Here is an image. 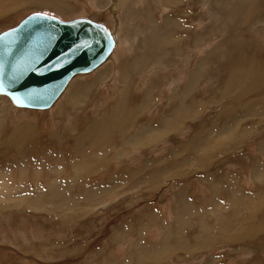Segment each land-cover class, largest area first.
<instances>
[{"label": "rangeland", "instance_id": "rangeland-1", "mask_svg": "<svg viewBox=\"0 0 264 264\" xmlns=\"http://www.w3.org/2000/svg\"><path fill=\"white\" fill-rule=\"evenodd\" d=\"M112 3L0 0L119 38L49 110L0 96V264H264V0Z\"/></svg>", "mask_w": 264, "mask_h": 264}, {"label": "water", "instance_id": "water-1", "mask_svg": "<svg viewBox=\"0 0 264 264\" xmlns=\"http://www.w3.org/2000/svg\"><path fill=\"white\" fill-rule=\"evenodd\" d=\"M112 1L111 10L116 12L118 0ZM35 14L0 33V96L16 108L45 111L75 76L104 65L119 38L116 30L92 19L48 20L34 18Z\"/></svg>", "mask_w": 264, "mask_h": 264}, {"label": "snow or ice", "instance_id": "snow-or-ice-1", "mask_svg": "<svg viewBox=\"0 0 264 264\" xmlns=\"http://www.w3.org/2000/svg\"><path fill=\"white\" fill-rule=\"evenodd\" d=\"M34 18L48 19V20H55L56 19V17L49 16L47 13H43V12L36 13ZM83 46H85V45H79L78 47H83ZM0 91H3V85H0ZM14 99H17V101L19 102L18 97H14Z\"/></svg>", "mask_w": 264, "mask_h": 264}, {"label": "bare ground", "instance_id": "bare-ground-1", "mask_svg": "<svg viewBox=\"0 0 264 264\" xmlns=\"http://www.w3.org/2000/svg\"><path fill=\"white\" fill-rule=\"evenodd\" d=\"M234 61H235V59H234ZM230 62V61H229ZM250 62V61H249ZM231 63V62H230ZM259 63V62H258ZM261 64V69H264V61H262V63H260ZM238 61H236V62H233L232 61V64H230V67L233 69V70H237L238 68ZM261 70H259L258 72H259V74H261V72H260ZM257 77L256 78H258V80L261 78V76H258L257 74H255ZM255 81V80H254ZM262 82V81H261ZM244 83V82H243ZM259 83V82H258ZM255 84V83H254ZM257 86V85H256ZM263 94V93H262ZM261 95V94H260ZM16 108V107H15ZM18 109V108H17ZM21 109V108H20ZM150 139V138H149ZM148 139V140H149Z\"/></svg>", "mask_w": 264, "mask_h": 264}]
</instances>
